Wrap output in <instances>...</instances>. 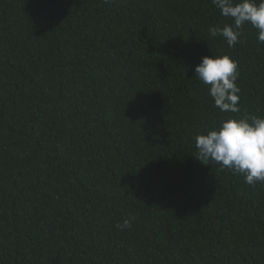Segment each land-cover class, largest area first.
I'll list each match as a JSON object with an SVG mask.
<instances>
[{
  "label": "trees",
  "instance_id": "16d2710c",
  "mask_svg": "<svg viewBox=\"0 0 264 264\" xmlns=\"http://www.w3.org/2000/svg\"><path fill=\"white\" fill-rule=\"evenodd\" d=\"M231 23L211 0H0V264H264V184L195 157L264 116L257 29L209 34ZM212 54L239 113L195 75Z\"/></svg>",
  "mask_w": 264,
  "mask_h": 264
},
{
  "label": "clouds",
  "instance_id": "9594fccd",
  "mask_svg": "<svg viewBox=\"0 0 264 264\" xmlns=\"http://www.w3.org/2000/svg\"><path fill=\"white\" fill-rule=\"evenodd\" d=\"M220 15L233 23L209 26L212 37L222 36L229 48L234 47L243 35V26L251 24L257 29V41L264 44V0H211ZM195 75L206 86L220 113H239L240 87L237 84L239 69L229 55H206L195 67ZM203 165L213 161L222 169L243 176L246 184H264V116L244 115L220 119L217 124L195 138ZM128 221L118 224L121 230Z\"/></svg>",
  "mask_w": 264,
  "mask_h": 264
}]
</instances>
